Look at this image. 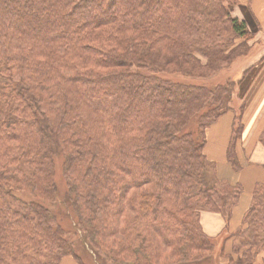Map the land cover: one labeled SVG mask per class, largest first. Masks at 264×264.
Wrapping results in <instances>:
<instances>
[{
	"label": "trees",
	"instance_id": "obj_1",
	"mask_svg": "<svg viewBox=\"0 0 264 264\" xmlns=\"http://www.w3.org/2000/svg\"><path fill=\"white\" fill-rule=\"evenodd\" d=\"M235 2L0 0V264H83L80 231L96 264H258L264 182L234 232L201 224L228 223L242 193L204 152L234 83L195 81L252 49Z\"/></svg>",
	"mask_w": 264,
	"mask_h": 264
},
{
	"label": "crops",
	"instance_id": "obj_2",
	"mask_svg": "<svg viewBox=\"0 0 264 264\" xmlns=\"http://www.w3.org/2000/svg\"><path fill=\"white\" fill-rule=\"evenodd\" d=\"M241 6L250 11L245 20L233 16V9L236 14H239ZM230 13L234 18L246 23L248 30L253 34L252 49H257L256 53L250 54L247 60L249 64L244 72L248 68H251L250 71L237 86V100L244 106L242 119L244 129L236 147V154L242 170L235 173L226 158L234 118L236 113L238 115L234 108L233 112H227L208 128L204 152L211 161L216 163L218 176L227 179L232 184L240 185L242 193L233 208L228 223L227 219L220 214L217 219L214 216L209 218L207 215L205 219H209L208 228L211 230L215 224L219 225L221 221H224V227L228 226L229 231L234 232L241 226L255 187L264 182V145L259 141V136L264 129V0H236L230 6ZM244 196L246 197L245 201ZM240 208L242 211H239ZM203 218L201 215L202 226ZM68 262L69 260H64L62 264Z\"/></svg>",
	"mask_w": 264,
	"mask_h": 264
},
{
	"label": "rangeland",
	"instance_id": "obj_3",
	"mask_svg": "<svg viewBox=\"0 0 264 264\" xmlns=\"http://www.w3.org/2000/svg\"><path fill=\"white\" fill-rule=\"evenodd\" d=\"M239 9H240L239 10V14H236L235 13V10L233 9V16L245 20L247 18L248 14L250 13L249 9L248 8H245V7H242V6ZM249 46L250 47L253 46V45H251V42H250V45ZM256 51H257V49L256 50L251 49L250 51L248 50L247 51V54L245 56H242L239 59L237 58L235 61L232 62V64L230 65V67L221 70L217 74L209 77V79H207V80L195 79V81H198L199 83L202 82V85L204 84V85H207V86L225 85V84H227V82H229V84L231 82H233L234 83V87H233L234 91L232 92L233 94L231 96V102L230 103H231V106H233V108L236 109V111L238 112V115H239L240 108L242 107V105L239 103V100H237L238 97L236 96L237 95V86H236V84L239 81V79L241 78V76L243 75L244 70L247 68V66L249 64V63H247L248 57L250 56V54L252 55L253 53H256ZM177 79L180 80V81L190 80V81H193L194 82V80H192L191 78L185 79L183 77L182 78L179 77ZM64 188H65V184L60 182V191H61L60 197L61 196L64 197V194H65L64 193V191H65ZM18 197H20L24 201H28V202H30V201H37L39 203H43L44 205H47L49 208H52L53 207L52 205H50L48 203H44V202L38 201L37 199L33 198L31 195H29L27 193H20V194H18ZM201 215H203V217H204L203 218L204 219V224H203L204 231L209 236L217 238L216 239V242H218V240H219V238H218L219 234L222 233L220 235V236H222L221 239H223L228 234L226 232L227 229L224 230L225 229V227H224L225 226V222L224 221H221L219 225L218 224L217 225L215 224L213 230H211V229L208 228L209 219L208 218L205 219L206 218V215L209 218H211V217L214 216L215 219H217V217H218L219 214H217L215 212L203 211L201 213ZM78 234L79 235H76L75 234L73 236V238H75V240H78V241H76L77 244L75 245V249H76V252L79 255L82 263L83 264H96L95 261H94V259H92L90 253L89 252H88L89 254L87 253V251H90L91 252V250H90L88 244L86 243V240L83 237V235H84L83 232L80 231V232H78ZM83 241L85 243L84 245H83ZM256 259H257L256 263H258V264H264V255L262 257H260V258L258 256ZM66 260H69V262L67 264H75V262L73 261V258L71 259V257H69Z\"/></svg>",
	"mask_w": 264,
	"mask_h": 264
},
{
	"label": "bare ground",
	"instance_id": "obj_4",
	"mask_svg": "<svg viewBox=\"0 0 264 264\" xmlns=\"http://www.w3.org/2000/svg\"><path fill=\"white\" fill-rule=\"evenodd\" d=\"M245 196H246V195H245ZM245 196H244V197H245ZM243 199H244V201H245V200H246V197H245V198H243ZM239 211H242V210H241V208H240V210H239Z\"/></svg>",
	"mask_w": 264,
	"mask_h": 264
}]
</instances>
